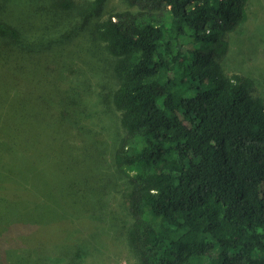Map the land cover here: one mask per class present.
I'll return each mask as SVG.
<instances>
[{
  "label": "trees",
  "instance_id": "16d2710c",
  "mask_svg": "<svg viewBox=\"0 0 264 264\" xmlns=\"http://www.w3.org/2000/svg\"><path fill=\"white\" fill-rule=\"evenodd\" d=\"M122 1L134 9L97 21L94 36L116 80L110 100L122 134L112 160L128 183L127 247L138 264H264V100L215 60L251 0ZM25 33L0 18V39ZM233 70L246 71L241 62ZM66 105L43 114L69 137ZM66 212L36 222L16 214L7 225L22 223L16 238L38 254L81 264L79 219Z\"/></svg>",
  "mask_w": 264,
  "mask_h": 264
},
{
  "label": "rangeland",
  "instance_id": "374dc122",
  "mask_svg": "<svg viewBox=\"0 0 264 264\" xmlns=\"http://www.w3.org/2000/svg\"><path fill=\"white\" fill-rule=\"evenodd\" d=\"M91 1L0 0V18L27 34L18 43L0 39V255H10L6 264H63L57 251L44 257L21 243L22 223H7L16 214L36 222L66 212L67 186L66 213L79 219L81 264H138L123 236L128 183L112 160L122 134L110 100L116 80L94 36L97 21L134 8L106 0L96 13L88 9ZM223 41L216 62L225 74L249 80L251 94L264 100V0H251L248 20ZM240 62L246 71L233 70ZM60 102L69 109V137L43 114Z\"/></svg>",
  "mask_w": 264,
  "mask_h": 264
}]
</instances>
